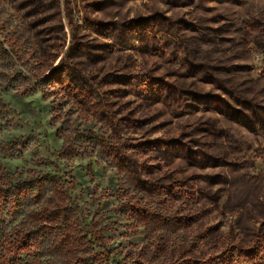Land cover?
I'll return each mask as SVG.
<instances>
[{"label":"rangeland","instance_id":"rangeland-1","mask_svg":"<svg viewBox=\"0 0 264 264\" xmlns=\"http://www.w3.org/2000/svg\"><path fill=\"white\" fill-rule=\"evenodd\" d=\"M0 96V264H264V0H0Z\"/></svg>","mask_w":264,"mask_h":264},{"label":"trees","instance_id":"trees-1","mask_svg":"<svg viewBox=\"0 0 264 264\" xmlns=\"http://www.w3.org/2000/svg\"><path fill=\"white\" fill-rule=\"evenodd\" d=\"M7 109H8L7 105L4 104L3 99L0 96V129H1V121H3L6 117V115L8 114V113H6V112H8V111H6ZM1 114L4 116H1Z\"/></svg>","mask_w":264,"mask_h":264}]
</instances>
